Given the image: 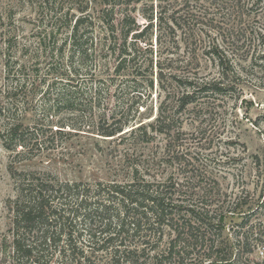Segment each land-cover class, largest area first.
I'll list each match as a JSON object with an SVG mask.
<instances>
[{
	"label": "trees",
	"instance_id": "obj_1",
	"mask_svg": "<svg viewBox=\"0 0 264 264\" xmlns=\"http://www.w3.org/2000/svg\"><path fill=\"white\" fill-rule=\"evenodd\" d=\"M143 1L168 0H0V146L10 156L8 173L15 191L6 203L10 237L0 243V264H96L99 254L105 256L104 264H243L244 259L248 264H264V200L253 201L255 208L248 212L237 210L251 202L249 196L231 206L221 198L218 201V182L200 179L213 178V173L173 143L183 124L166 110L171 90L182 91L173 107L180 113L199 101L225 98L234 62L224 41L220 45L216 37L205 41L191 35L186 41L202 40V53L187 54L183 72L168 70L176 63L167 58L171 53L165 41L175 39L160 32L155 45L151 34L147 39L153 16L140 28L130 10ZM23 5L35 15L29 22L34 26L30 35L36 36V49L29 45L18 49L19 37L7 31L14 10H23ZM41 15L50 21L42 40ZM180 24L175 21L173 25ZM49 55L56 57L46 66V78L52 81L42 94L47 124L34 117L31 124H25L46 83L41 81V56ZM200 57L216 63L217 76L199 77ZM261 58L264 61V49ZM154 82L165 94L158 115L135 127L133 122L147 111ZM115 85L113 97L121 93L120 99H114L121 107L112 111L106 104L101 112V95L109 96ZM49 95H55L53 104L45 100ZM141 107L146 109L141 111ZM62 109L86 112L94 120L97 109L98 125L87 126V131L74 125L56 126L48 118ZM146 117L151 119V114ZM73 131L109 140L125 136L147 144L160 136L166 144L163 153L152 154L149 160L132 159L123 182L107 187L97 183L92 196L79 183L13 168L37 157L50 137ZM231 160L235 161L229 158L220 163ZM235 218L241 223L233 243L224 235L227 222ZM259 248L261 261L251 258Z\"/></svg>",
	"mask_w": 264,
	"mask_h": 264
},
{
	"label": "rangeland",
	"instance_id": "obj_2",
	"mask_svg": "<svg viewBox=\"0 0 264 264\" xmlns=\"http://www.w3.org/2000/svg\"><path fill=\"white\" fill-rule=\"evenodd\" d=\"M185 1H143L137 6H131L130 10L140 28L146 26L149 23L148 18L153 16V29L147 35L148 39L151 34L153 45L159 32L162 35L167 33L173 36L174 41H165V43H167V51L171 53L167 55V58H171L176 63L168 66V70L173 69L175 73L183 72L182 61L187 59V54L189 55L192 51L198 55L202 53L204 49H201L202 40L207 41L210 36L216 37L220 45H222L221 40L224 41L226 52L234 62V68L228 78L231 87L228 95L223 99L212 98L207 102L208 104L199 101L197 105H191L180 113L176 111V108L173 110V107L182 91L171 90L170 104L166 106V110L168 115H172L183 124L180 136H173L175 146L185 150L186 153H191L193 157L196 156L195 161L201 166H206L207 172H212L214 175L213 178L201 177V181L212 182L215 179L219 186L217 200L221 198L220 201L225 205L231 206L241 197L249 196L251 202L247 206L242 204L237 210V212H248L255 208L259 200H264V61L261 58L264 49V0ZM23 6V10L22 5L19 10H14L15 16L7 27V31L19 37L18 45H16L18 49L22 45H29L31 49H36V36L30 35L34 26L32 22H29L35 15L30 12L27 5ZM160 11L165 12L162 13L161 24ZM75 13L78 15L77 12ZM180 16H183L182 19L177 21ZM175 21L182 25H173ZM49 22L47 17L41 15V40L44 37V28L49 30ZM169 28L173 29L172 32ZM191 35L199 36L202 40L196 37L198 40L191 44L190 41H186L192 37ZM166 54L162 55V59L166 57ZM55 57L56 55L41 56V81L45 80L46 83L41 86V98L38 96L31 105L25 124H31L34 118L41 119L43 125L47 124L43 95L52 80L46 78V66L52 63L51 59ZM68 57L65 50L64 59L67 61ZM199 61L201 63L199 77L210 79L217 76L216 63L205 57L203 59L200 57ZM153 85L151 100L146 103L147 111L141 119L133 122L135 127L140 122L144 124L152 121L158 115L157 109L164 100L165 94L161 92L156 82ZM116 88V85L110 88L109 96L101 95V103L104 104L100 105L101 112L106 104L112 111L115 107L117 111L121 107L120 101L114 100L120 99L121 93L117 94V98L113 97ZM128 94L130 98L132 93ZM54 97L55 95L45 96V100L47 102L51 100L50 104H53ZM145 109L140 108L141 111ZM81 112L68 113L62 109L58 114L56 111L51 112L48 119L56 126L74 125L81 127L83 131H87V126L98 125L97 109L95 120L91 119L86 112L85 114ZM109 113L108 111L107 116ZM150 114L151 119H146V116ZM110 122L111 120L106 125ZM131 126L125 131L131 130ZM73 133L75 134L50 137L48 143L42 145L37 157L30 162L15 165L13 168L19 171L47 173L48 177H56L62 182L79 183L84 186L81 189L89 191V195L92 196L91 192L96 188L97 183L107 187L113 182H123L132 159L139 160V163L149 160L152 154L157 153L158 156L163 153L162 149L166 144L164 137L160 136H154L147 144L139 139L126 140L125 136H116L114 140H109L86 132L73 131ZM229 158L235 161L231 160L227 164L220 163ZM10 160L9 154L0 146V243L4 238L7 241L10 237L11 221L6 203L15 194L14 183L8 173ZM159 171L161 173L162 170ZM224 199H226L225 202ZM252 222L255 223V219ZM239 223L241 220L235 218L229 220L226 225L224 237L229 241L232 240L233 243H235L233 234ZM84 240L87 239L84 238ZM262 257L261 248L255 250V254L251 256L257 261H261ZM97 260L96 264L106 262L103 254H99ZM242 262L248 264L245 259Z\"/></svg>",
	"mask_w": 264,
	"mask_h": 264
}]
</instances>
